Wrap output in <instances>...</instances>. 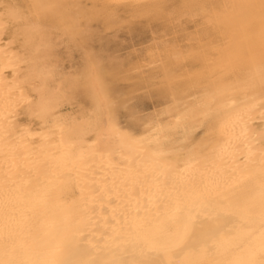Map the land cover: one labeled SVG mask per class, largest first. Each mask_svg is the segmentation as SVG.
<instances>
[{"label":"bare ground","instance_id":"6f19581e","mask_svg":"<svg viewBox=\"0 0 264 264\" xmlns=\"http://www.w3.org/2000/svg\"><path fill=\"white\" fill-rule=\"evenodd\" d=\"M0 264H264V0H0Z\"/></svg>","mask_w":264,"mask_h":264},{"label":"rangeland","instance_id":"374dc122","mask_svg":"<svg viewBox=\"0 0 264 264\" xmlns=\"http://www.w3.org/2000/svg\"><path fill=\"white\" fill-rule=\"evenodd\" d=\"M162 30L161 23L143 20L117 25L111 30H105L101 24L93 23L94 37L90 45L95 52L101 53L109 61L114 63L129 61L132 64L152 44L151 40L160 37ZM129 67L130 65L126 68ZM130 76L133 79L117 83V89L124 92L125 98L132 99V104L144 112L150 113L153 109L158 108L160 99L155 88L134 86L137 81L136 75L131 74Z\"/></svg>","mask_w":264,"mask_h":264}]
</instances>
